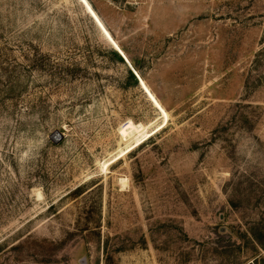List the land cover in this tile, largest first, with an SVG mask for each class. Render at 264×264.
<instances>
[{
	"label": "rangeland",
	"instance_id": "1",
	"mask_svg": "<svg viewBox=\"0 0 264 264\" xmlns=\"http://www.w3.org/2000/svg\"><path fill=\"white\" fill-rule=\"evenodd\" d=\"M0 264H264V0H0Z\"/></svg>",
	"mask_w": 264,
	"mask_h": 264
},
{
	"label": "bare ground",
	"instance_id": "2",
	"mask_svg": "<svg viewBox=\"0 0 264 264\" xmlns=\"http://www.w3.org/2000/svg\"><path fill=\"white\" fill-rule=\"evenodd\" d=\"M140 81H141V79H140ZM143 130H144L143 124L136 123L130 119L126 123L121 125L119 132L124 137L125 140H129L133 136V134H140ZM139 140H140V138H139Z\"/></svg>",
	"mask_w": 264,
	"mask_h": 264
},
{
	"label": "trees",
	"instance_id": "3",
	"mask_svg": "<svg viewBox=\"0 0 264 264\" xmlns=\"http://www.w3.org/2000/svg\"><path fill=\"white\" fill-rule=\"evenodd\" d=\"M120 47H121V46H120ZM121 48H122V50H123L124 52H126L127 54L129 53V51H128L126 48H124V47H121ZM114 53H115V55H117L122 61H124V59L121 57V55L119 54V52H118L117 50H114ZM128 58H130L129 60H130V62H131V64H132V66H133L137 71H139L140 68H139V66H138V62L135 61V60H134L133 58H131V57H128ZM129 72H130V77H131L132 79H134L136 83H138V80H137L136 75H135L131 70H130Z\"/></svg>",
	"mask_w": 264,
	"mask_h": 264
},
{
	"label": "water",
	"instance_id": "4",
	"mask_svg": "<svg viewBox=\"0 0 264 264\" xmlns=\"http://www.w3.org/2000/svg\"><path fill=\"white\" fill-rule=\"evenodd\" d=\"M120 53V55L123 57V59L128 63V65L131 67V69L133 70V72L136 74V72H135V70L132 68V66L130 65V63L128 62V59H126V57L123 55V54H121V52H119ZM136 76L139 78V76L136 74ZM139 80H140V78H139ZM141 82V81H140ZM58 135V137L60 136V137H62V134H60V133H58L57 134Z\"/></svg>",
	"mask_w": 264,
	"mask_h": 264
}]
</instances>
